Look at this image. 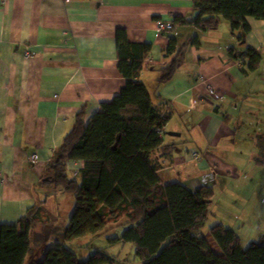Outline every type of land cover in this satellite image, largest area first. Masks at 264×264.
Masks as SVG:
<instances>
[{"label":"crops","instance_id":"obj_1","mask_svg":"<svg viewBox=\"0 0 264 264\" xmlns=\"http://www.w3.org/2000/svg\"><path fill=\"white\" fill-rule=\"evenodd\" d=\"M174 17L192 20V0H0V226L15 225L42 202L57 227L67 224L73 196L44 185L47 168L80 110L89 124L125 87L117 69V29L130 43L151 48L139 81L152 105L169 116L163 148L152 156L161 182L210 187L213 195L233 190L247 206L264 210V21L246 18L244 46L222 20L199 33V47H191V25L155 36L154 23ZM169 37H176V53H165ZM247 47L263 59L257 71L244 75L227 50ZM174 58L173 78L160 83ZM209 87L218 99L207 94ZM82 168L75 160L65 165L72 179ZM232 199L227 205L243 210ZM250 212L222 217L219 224L238 234ZM258 233L250 234L257 239Z\"/></svg>","mask_w":264,"mask_h":264},{"label":"trees","instance_id":"obj_2","mask_svg":"<svg viewBox=\"0 0 264 264\" xmlns=\"http://www.w3.org/2000/svg\"><path fill=\"white\" fill-rule=\"evenodd\" d=\"M192 20L174 17L175 27L191 25L196 34L188 46L199 47V33L215 30L221 21L244 46L250 33L246 18L264 21V0H192ZM117 69L125 87L101 112L83 122V109L62 140L47 168L44 185L73 196L67 224L45 212L44 202L28 209L15 225L0 226V264H25L34 248L50 244L30 264H111L101 250L80 260L71 244L99 239L122 228L110 245L129 244L141 264H264V242L241 247L239 236L222 224L202 234L210 212L213 189H189L185 184L164 185L156 174L153 154L163 148L162 133L168 114L152 105L139 81L149 45L132 44L124 29L115 32ZM176 37H169L165 53H176ZM244 75L257 71L262 56L247 47L227 50ZM177 57V56H176ZM179 61L166 65L159 82L170 81ZM83 163L78 179L68 176V161ZM262 164H264L261 161ZM263 240V239H260Z\"/></svg>","mask_w":264,"mask_h":264},{"label":"rangeland","instance_id":"obj_3","mask_svg":"<svg viewBox=\"0 0 264 264\" xmlns=\"http://www.w3.org/2000/svg\"><path fill=\"white\" fill-rule=\"evenodd\" d=\"M237 195L238 194H236L233 190L222 193L217 189L211 199L212 204L210 206V212L212 213V216H210L205 223L202 234L206 236L210 227L219 225V223L221 222L220 219L222 217L225 219H228L230 216H232V218H234V216L235 218H242V214L251 210L248 219L244 222V224L242 223L240 225V230L237 234L240 238L241 247L246 248L250 243L264 242V239L260 240L261 237L264 236V222L262 221L264 220L263 207H249L250 205L246 202L240 201V197ZM65 197L72 200V196L70 195ZM230 198L231 200H233L232 198L238 200L236 204H242L243 210H241L239 207L237 208L231 206L233 204L227 205L228 202L226 200ZM247 207L248 209H246ZM257 227L259 228V237L255 239V236L257 235H252L250 233L252 229L258 230ZM121 232L122 228H114L111 231L108 230L105 235L100 237L99 239H95L92 241L88 240L89 238L76 240L71 244L73 252L78 256L80 260H86L89 258V256L102 250L109 257L111 264H141L138 260H136L133 249L129 244L116 243L112 246L110 245L111 243H109L108 240H112L113 237L120 236ZM48 246H50V244H43L37 248H34L33 253L30 255L29 259H27L28 262H26L25 264H29L33 259H40L42 256V251L45 250Z\"/></svg>","mask_w":264,"mask_h":264},{"label":"built area","instance_id":"obj_4","mask_svg":"<svg viewBox=\"0 0 264 264\" xmlns=\"http://www.w3.org/2000/svg\"><path fill=\"white\" fill-rule=\"evenodd\" d=\"M62 1L66 2L68 0H62ZM154 24L156 26V28H155V31H156L155 32V36H157V37H160V36L162 37L163 34H165V33H170L171 34V33L174 32V27L171 24V22L162 20V21H156ZM25 56H26V58H30V54L25 53ZM207 94H209V96H211L214 99H218L219 98V94L216 93V91L214 89H212L211 87H209L207 89ZM193 154H194V157H197V154H195V153H193ZM30 161L32 163L37 162L36 156H31ZM74 176H76V174Z\"/></svg>","mask_w":264,"mask_h":264},{"label":"water","instance_id":"obj_5","mask_svg":"<svg viewBox=\"0 0 264 264\" xmlns=\"http://www.w3.org/2000/svg\"><path fill=\"white\" fill-rule=\"evenodd\" d=\"M166 136H172V137H178V134H175V133H172V132H167V133H164Z\"/></svg>","mask_w":264,"mask_h":264}]
</instances>
